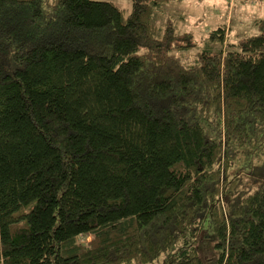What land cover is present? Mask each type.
<instances>
[{"label": "trees", "instance_id": "obj_1", "mask_svg": "<svg viewBox=\"0 0 264 264\" xmlns=\"http://www.w3.org/2000/svg\"><path fill=\"white\" fill-rule=\"evenodd\" d=\"M131 1L0 0V264H264V17Z\"/></svg>", "mask_w": 264, "mask_h": 264}, {"label": "rangeland", "instance_id": "obj_2", "mask_svg": "<svg viewBox=\"0 0 264 264\" xmlns=\"http://www.w3.org/2000/svg\"><path fill=\"white\" fill-rule=\"evenodd\" d=\"M113 1L125 9V13L132 7L131 0ZM263 17L264 0H180L164 6V9H158L153 21L161 26L170 18L175 21L178 33L194 31L200 42L206 40L209 32L222 26L225 28L228 44V42H234L242 36L256 33L259 29L258 22ZM215 44L220 45L219 43ZM177 53L191 55L188 51L183 53V50H178ZM230 174L231 176L238 174L244 178L245 184L253 186L264 181L263 178L259 179V175L264 177V164L257 165V160L246 156L238 160ZM80 240L87 241L89 236H81ZM203 246L202 249L205 252L210 251L206 244ZM161 262H163L162 259H157L149 264Z\"/></svg>", "mask_w": 264, "mask_h": 264}]
</instances>
